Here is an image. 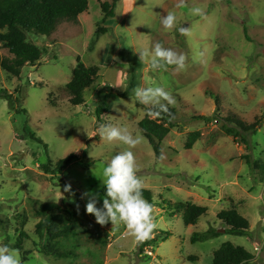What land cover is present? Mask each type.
I'll return each instance as SVG.
<instances>
[{
	"label": "rangeland",
	"instance_id": "rangeland-1",
	"mask_svg": "<svg viewBox=\"0 0 264 264\" xmlns=\"http://www.w3.org/2000/svg\"><path fill=\"white\" fill-rule=\"evenodd\" d=\"M178 3L117 0L113 16L103 19L98 1L89 0L76 22L61 21L48 35H27L43 51L18 77L0 68V94L11 96L0 97V246L13 249L22 228L27 234L22 250L13 249L20 264H211L213 252L224 242L253 254L246 264H264V121L243 132L226 119H264V0ZM197 7L199 15L192 11ZM170 11L177 21L166 30L161 20ZM99 26L106 31H98ZM181 27L188 29L187 35ZM157 43L184 54L185 68L154 70L147 57L142 62L138 50L151 52ZM5 56L11 54L0 47V57ZM77 57L99 71L84 91V103L72 105L65 84ZM149 87L169 92L174 103H161L176 113L174 126L160 143L159 158L138 127L147 107L159 106L136 99L137 88ZM113 92L128 93L109 100L98 119L96 106ZM108 124L142 138L130 150L136 175L152 192L157 227L146 249L138 250L122 223L100 225L86 212L90 194L96 195L97 207L103 205V167L129 150L100 135V125ZM192 132L199 137L186 148ZM70 153L81 159L55 170L56 161ZM76 194L80 217L91 231L55 240L38 236L34 199L61 204L65 199L74 209ZM175 202L206 206L207 214L186 226L181 212L173 209ZM233 206L249 221L246 235L226 233L228 226L216 217ZM209 228L218 235L191 242L194 232Z\"/></svg>",
	"mask_w": 264,
	"mask_h": 264
},
{
	"label": "trees",
	"instance_id": "trees-1",
	"mask_svg": "<svg viewBox=\"0 0 264 264\" xmlns=\"http://www.w3.org/2000/svg\"><path fill=\"white\" fill-rule=\"evenodd\" d=\"M97 1L103 14V19L112 17L117 0ZM88 2L89 0H0V47L6 48L11 54L10 57H0V68L9 75L18 77L21 68L24 65L35 63L43 51L36 43L29 40L27 35L29 33L48 35L55 30L61 21L76 22L78 15L88 10ZM97 30L105 32L106 28L99 26ZM98 71L99 67L97 65H85L79 57L76 58L72 76L65 84L70 104L80 105L84 103V91L95 82L98 77ZM1 91L0 93H2ZM4 93L6 92L4 91ZM127 93L118 94L113 92L105 94L102 103L95 108L98 119L100 114L106 110L109 100L125 97ZM0 97L8 99L11 96L10 94H0ZM167 107V112L161 111L159 106L147 107V112L138 121V127L142 135L149 141L158 158L161 153L160 143L174 126L173 123L176 118L175 110L172 107ZM157 111H160L159 116L150 114ZM226 119L238 126L243 132L258 129L261 122L264 121L263 116H260V118L255 117L249 123L236 117ZM197 137H199L198 132L189 134L185 147L191 148ZM80 159L81 157L77 154L70 153L58 159L54 169H62L72 161ZM43 169L47 170L48 166L43 165ZM100 193L107 198L105 187L101 189ZM142 195L145 200L151 203L152 192L150 190L143 188ZM75 196L78 202L74 209L65 205V199H62V204L55 201L34 199L37 204L34 212L40 216L39 221L35 224V233L40 237L46 235L50 239L55 240L57 238L72 237L81 231H91V228L86 226L80 217L79 197L77 194ZM31 199L33 198L30 197L29 200ZM169 208L172 209L170 205ZM173 209L181 212L182 222L186 226L196 224L203 215L207 214L206 206L193 202H175ZM216 217L224 225L228 226L225 228L226 233L241 236L246 235L249 230L248 219L236 210V206L230 209H221L216 213ZM19 219H21L20 225L23 226V220L25 219L23 212L19 214ZM17 232L18 234L12 248L21 251L23 239L27 234L22 228L17 229ZM216 235H218V232L213 228H209L201 233L194 232L190 240L191 242H196ZM151 241V239H147L138 243V250H142L143 246L151 243ZM60 255L66 256L68 254L61 253ZM189 259H196V257L190 256ZM252 259L253 254L243 246L224 242L213 252L211 264H246Z\"/></svg>",
	"mask_w": 264,
	"mask_h": 264
},
{
	"label": "clouds",
	"instance_id": "clouds-1",
	"mask_svg": "<svg viewBox=\"0 0 264 264\" xmlns=\"http://www.w3.org/2000/svg\"><path fill=\"white\" fill-rule=\"evenodd\" d=\"M183 6V0H179L177 7ZM193 14H201L200 8H194ZM177 21L174 12H168L161 20L166 30H171ZM181 34L187 35L188 29L181 27ZM140 60L143 62L147 57L152 69H163L169 65H175L178 70L185 68V55L177 53L171 48H165L160 43L154 46L151 52L138 50ZM135 97L139 103L144 105H159L163 112L168 111L166 104L174 103L169 92L163 87L137 88ZM116 107V103L113 104ZM155 116L160 115V111L150 113ZM100 135L108 141H119L127 145L129 150L114 155L102 169V181L105 186L107 198L103 199V205L97 207L95 194H90L91 199L86 204V212L95 216L96 222L100 225H106L111 222L112 225L123 224L129 230L137 243L150 239L153 230L157 227L153 217V205L143 198V182L136 175V160L133 152L140 142L141 137H135L127 130L113 125H100ZM0 264H20L15 250L7 245L0 246Z\"/></svg>",
	"mask_w": 264,
	"mask_h": 264
},
{
	"label": "built area",
	"instance_id": "built-area-1",
	"mask_svg": "<svg viewBox=\"0 0 264 264\" xmlns=\"http://www.w3.org/2000/svg\"><path fill=\"white\" fill-rule=\"evenodd\" d=\"M144 242V241H143ZM148 247V244L147 245H144V248L146 249ZM257 249V248H255ZM148 253L151 254V251L148 250Z\"/></svg>",
	"mask_w": 264,
	"mask_h": 264
},
{
	"label": "water",
	"instance_id": "water-1",
	"mask_svg": "<svg viewBox=\"0 0 264 264\" xmlns=\"http://www.w3.org/2000/svg\"><path fill=\"white\" fill-rule=\"evenodd\" d=\"M224 231V230H223Z\"/></svg>",
	"mask_w": 264,
	"mask_h": 264
}]
</instances>
